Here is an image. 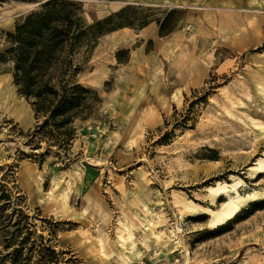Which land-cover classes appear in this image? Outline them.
Instances as JSON below:
<instances>
[{"label":"rangeland","instance_id":"rangeland-1","mask_svg":"<svg viewBox=\"0 0 264 264\" xmlns=\"http://www.w3.org/2000/svg\"><path fill=\"white\" fill-rule=\"evenodd\" d=\"M45 1L0 0V53ZM78 1L126 32L75 50L97 100L65 149L30 139L42 118L0 61V264H42L38 245L47 264H264V0ZM233 189L260 196L214 227Z\"/></svg>","mask_w":264,"mask_h":264},{"label":"trees","instance_id":"trees-1","mask_svg":"<svg viewBox=\"0 0 264 264\" xmlns=\"http://www.w3.org/2000/svg\"><path fill=\"white\" fill-rule=\"evenodd\" d=\"M81 12L78 0L45 1L16 23L13 32L7 34L8 46L0 53V61L12 62L17 92L29 100L36 118H42L29 134L30 139L45 140L48 146L61 149L73 137L74 120L87 117L97 100L95 93L76 81L78 67H73V54L83 43L93 45L101 34L122 25L112 21V15L86 24ZM38 247L42 264L57 255L49 246ZM21 251L20 246L9 253L12 264H16ZM44 253L50 258H44Z\"/></svg>","mask_w":264,"mask_h":264},{"label":"bare ground","instance_id":"bare-ground-1","mask_svg":"<svg viewBox=\"0 0 264 264\" xmlns=\"http://www.w3.org/2000/svg\"><path fill=\"white\" fill-rule=\"evenodd\" d=\"M213 13V12H212ZM204 15V14H203ZM205 18L211 22H213V15H211L210 12L206 11L205 12ZM204 19V18H203ZM215 20V19H214ZM246 20V19H245ZM206 21V20H205ZM215 22V21H214ZM232 23V22H231ZM230 23V24H231ZM229 24V23H228ZM229 24V25H230ZM213 25V24H212ZM234 25V24H233ZM238 25V24H237ZM227 24H225L224 20H220V25L219 27V32L223 33L225 31H227ZM217 28V27H216ZM231 29V27H229ZM234 28V27H233ZM218 29V28H217ZM182 31V30H181ZM126 32V28H120L116 31H114V36H113V41L117 42L119 40H121L123 38V35ZM177 32V31H176ZM220 35V34H219ZM222 36V35H221ZM220 36V37H221ZM225 36V35H223ZM177 41V35L172 36L168 42L164 45L163 48V52L162 54H164L165 56L170 55L173 50L174 47L177 46L176 42ZM179 41V40H178ZM181 41V40H180ZM120 44V43H119ZM181 47V46H180ZM99 50H97L98 52ZM163 55V56H164ZM181 56H186V53H183ZM179 59V56H177L176 59H174L171 63V69L174 68L176 66V63ZM159 63V62H158ZM97 72H96V76H94L93 78H91L92 81H97V80H102L107 73L108 68L105 67L104 63H98L97 64ZM157 70V69H156ZM156 75V74H155ZM154 79V78H153ZM258 162V161H257ZM261 169V168H260ZM254 170V169H253ZM259 172V171H258ZM217 187V186H216ZM214 188V187H213ZM228 188V187H227ZM212 189V188H211ZM234 190V189H233ZM227 192V191H226ZM67 193V192H66ZM221 193V192H220ZM260 196V193L253 191L250 193H247L246 195H241L239 194L237 191L234 190V195L233 196H227L228 201L226 203H224V205L222 206L221 209L217 210H212V212L210 213L211 216V221L212 224L214 225V227L220 225L226 221L227 219L231 218L238 210L241 206H243L244 204H246L249 201H252L254 199H256L257 197ZM227 200V199H226ZM221 207V206H220ZM232 219V218H231ZM176 221V220H175ZM177 222V221H176ZM175 223V222H174ZM176 226V225H175ZM178 231V228H177ZM176 243V242H175ZM167 244V243H166ZM184 251L186 252V255L188 253V251L186 249H184Z\"/></svg>","mask_w":264,"mask_h":264},{"label":"crops","instance_id":"crops-1","mask_svg":"<svg viewBox=\"0 0 264 264\" xmlns=\"http://www.w3.org/2000/svg\"><path fill=\"white\" fill-rule=\"evenodd\" d=\"M106 36H108V35H106ZM114 36V35H113Z\"/></svg>","mask_w":264,"mask_h":264}]
</instances>
